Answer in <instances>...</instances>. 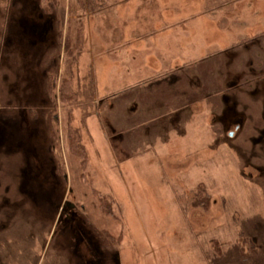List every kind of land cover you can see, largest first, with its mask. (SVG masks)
I'll return each instance as SVG.
<instances>
[{
	"label": "rangeland",
	"instance_id": "rangeland-1",
	"mask_svg": "<svg viewBox=\"0 0 264 264\" xmlns=\"http://www.w3.org/2000/svg\"><path fill=\"white\" fill-rule=\"evenodd\" d=\"M101 1L0 0V264H264V0Z\"/></svg>",
	"mask_w": 264,
	"mask_h": 264
},
{
	"label": "trees",
	"instance_id": "trees-1",
	"mask_svg": "<svg viewBox=\"0 0 264 264\" xmlns=\"http://www.w3.org/2000/svg\"><path fill=\"white\" fill-rule=\"evenodd\" d=\"M77 7L81 8L84 13H86L89 8L93 9L98 8L100 9L102 5L101 0H76ZM93 5V6H92ZM88 12V11H87ZM81 29H79L78 34L80 33ZM79 42V39L77 40ZM65 52L66 54H72L71 51V43L70 40H68V43H65ZM77 48H80V42L77 43ZM69 58H71V55H69ZM71 78L69 77L68 74H64L61 77V82H60V87H59V95H56V90H57V75L55 74H50L47 79V92L51 98L55 102H57V99H59L60 103L64 105H67V103H70L73 99L78 100V95L74 94L72 89H71ZM48 128H49V133L51 134V137H53L54 140H56L57 132L54 127V122L52 118H49L48 121ZM69 133V147L71 151L77 155V157L81 158V166L84 167L87 165V154L85 152V148L81 144V136L77 130H73L71 126H69L68 129ZM102 196V197H101ZM101 200V205L102 208H105V205L107 204L108 199L106 197H103V195H98ZM246 244V243H244ZM250 250V255L249 253L245 252L244 249H239V259H243L244 262H248V259L251 258L252 256L257 255V249L253 244H250V247H248ZM251 256V257H250Z\"/></svg>",
	"mask_w": 264,
	"mask_h": 264
}]
</instances>
